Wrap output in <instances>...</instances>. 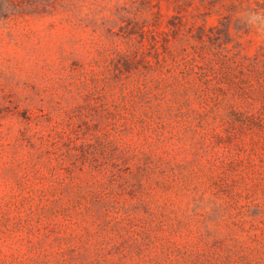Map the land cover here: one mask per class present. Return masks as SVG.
Segmentation results:
<instances>
[{
    "label": "rangeland",
    "instance_id": "obj_1",
    "mask_svg": "<svg viewBox=\"0 0 264 264\" xmlns=\"http://www.w3.org/2000/svg\"><path fill=\"white\" fill-rule=\"evenodd\" d=\"M0 264H264V0H0Z\"/></svg>",
    "mask_w": 264,
    "mask_h": 264
}]
</instances>
